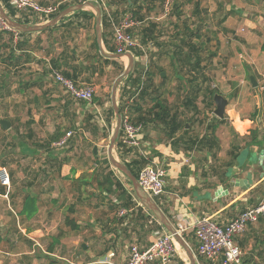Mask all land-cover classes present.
<instances>
[{
	"label": "rangeland",
	"instance_id": "1",
	"mask_svg": "<svg viewBox=\"0 0 264 264\" xmlns=\"http://www.w3.org/2000/svg\"><path fill=\"white\" fill-rule=\"evenodd\" d=\"M197 1H199V18L193 14ZM72 3L78 4L73 0H56L49 5L60 8L61 5ZM107 3L108 10L103 11L106 15L117 13L121 16L132 11L126 0H107ZM177 4L182 5L180 20L173 18V9ZM139 5L145 15V21L138 28L139 31L149 22L158 23L162 30L159 40L161 42L165 41L169 44L175 42L176 24L179 25L178 30L183 32L181 25L184 21L190 25L194 21H200V18L207 23L204 24V29L209 27L217 32L212 42L202 48V66L205 67L203 73L211 79L210 89L218 90L219 95H223L228 100V105L235 104L232 101L233 96L240 95V100L235 101L239 103L236 110L242 111L244 113L242 116H246L248 108L255 105L256 99L249 82V73L246 75H240V72L234 73L238 65L234 63L236 60L231 42L235 36L231 33V26L236 20L234 13L245 9L251 12V5L247 6L246 0H140ZM85 11L94 13L91 8H86ZM252 17L254 16H250ZM223 20L225 21L222 22ZM95 35L93 28L61 27L51 33L35 34L31 38L33 42L41 41L40 49L35 51L36 58L32 63L10 68L0 60V85L5 86L0 90V187H6L7 194H0V264H68L67 261L75 260L78 255L81 260H85L86 256L82 254L81 246L88 244L91 248L93 242L91 237H97L96 232L91 228L85 230V223H90L91 216L96 220L111 214L109 200L103 199L100 183H104L108 173L113 171V181L117 177L122 183L132 187L131 181L113 168L108 159L110 138L117 125L116 115L113 118L110 137L105 139L103 136L108 110L112 107L111 92L118 71L112 66H104L101 62L95 65V73L86 70L95 63L93 57L96 51L91 47ZM64 50L66 51L64 57L67 59V65L63 63L64 68L71 69L72 66L78 65L85 72L77 85L92 86L95 89V98L98 101L93 105H82L79 101H75L55 81L50 72L52 59L63 57ZM2 51L4 54L7 53L6 50ZM71 52L75 58L70 56ZM158 52L159 50L152 45L144 48L145 54L135 59V67L148 66L155 60L152 58L154 53ZM211 54L216 56L211 58ZM208 59H211V62H207ZM156 63L164 67V77L169 78L163 89L166 91L169 104L173 105L174 109H179L182 120L190 124L187 126L190 127L188 134L186 135L185 130H182L178 136L188 138L205 134L207 126L215 121L216 104L207 107L202 95L197 100L199 111L196 116L193 117V113L181 110L182 99L188 90H177L171 58L162 57V61L157 60ZM4 73L8 75L6 82L2 83ZM155 81L157 85L161 83L159 77ZM32 83L38 84L24 92L19 91L20 84ZM203 86L204 89L207 88ZM119 96L120 89L118 100ZM34 100L37 103H34ZM147 102L146 107L152 105L150 100ZM90 115L93 119L89 120L88 124L85 120ZM225 115L229 117L227 113ZM254 115H257V110H252L249 116ZM126 118L129 119V114ZM2 121L8 122L10 128L4 129ZM95 125L98 126L96 131ZM222 128L225 138L235 136L236 133L230 124H224ZM58 129L72 133L67 144L61 147H56L54 144L50 148L51 151L40 148V145L46 144L50 135ZM144 131L160 134L164 142L169 140L167 137L169 130L164 125L151 124ZM235 140L239 144L245 141L237 138ZM182 144L187 146L184 142ZM95 148H97L96 154ZM144 150L142 146L135 148L133 154H127L126 149L127 160H132L136 155L142 156L141 152ZM246 155L247 152H244L239 162L243 163ZM114 157L122 162L116 148ZM64 162L66 165L62 166ZM67 176L85 178L90 184L83 185L75 183L73 179L66 180L64 177ZM29 193L38 197L39 213L34 220L23 224L17 214L21 210L24 197ZM71 205L76 209L74 215L67 213V208ZM67 216L74 218L78 223H83L84 228L80 232L71 231L65 226ZM29 229L35 231L29 234ZM60 232L64 235L61 245L54 254H49L48 247L53 237ZM178 258L189 264L187 255L181 247H178L175 262H178ZM251 262L249 264H264L261 260L257 263Z\"/></svg>",
	"mask_w": 264,
	"mask_h": 264
},
{
	"label": "crops",
	"instance_id": "2",
	"mask_svg": "<svg viewBox=\"0 0 264 264\" xmlns=\"http://www.w3.org/2000/svg\"><path fill=\"white\" fill-rule=\"evenodd\" d=\"M36 1L42 6H50L49 4L56 0ZM246 3L247 6L251 5V12L245 9L234 13L236 20L231 26V33L235 36L231 42L236 60L234 63L238 65L234 73L240 72V75L249 73V82L255 93L256 103L248 108L246 116H242V111L236 110L239 103L235 101L240 100V95L233 96L232 101L235 104L228 105L225 112L229 117L225 114L222 119L215 117V120L225 122L216 132L217 145L213 148L195 147L187 150L182 142L179 144L174 142L182 137L178 134L174 138H170L168 134L169 140L165 142L160 134L145 132L144 129L137 135L139 147L143 146L145 150L139 151L142 156L135 157H146L150 163H155L166 171L165 193L155 201L176 229L191 228L202 218L225 224L240 213L264 202V0H246ZM173 18L176 20L177 17ZM139 27L135 28L134 37L140 45L142 34L140 35ZM84 75L83 71L79 82ZM252 110H257V115L249 116ZM224 124H230L236 133L233 138L224 137L222 131ZM187 129L190 130V127ZM252 130L258 131L255 140L251 135ZM205 134L194 137L201 139ZM235 138L245 141L239 144L235 142ZM187 140L188 138H183L184 143ZM234 148L235 153H239V158L232 166L226 167L229 161L228 153ZM244 152H247V155L242 163L239 160ZM105 184L109 185L100 183V187L103 199L109 200L111 214L96 220L91 216L90 223L84 225L85 230L92 229L97 237H91L93 239L91 248L88 244L81 246L82 254L86 256L85 260H81L78 255L75 260L67 261L68 264H124L128 260L132 245H137L143 250L149 249L167 232L163 226L162 230L159 229L161 225L157 219L141 205L132 183V187L122 183L136 204L131 210L122 208L123 197L114 191L115 187L113 193L107 192L110 186ZM122 211H125V214L122 215ZM82 224L78 223L79 230L73 232H80L84 228ZM252 226L244 235L237 238L242 257L245 255L237 264L241 262L249 264L251 261L257 263L260 260L264 262V215ZM29 230L31 231L29 234L35 231ZM184 236L190 238L196 248L194 232L189 230ZM177 255L171 264H179V261L175 262Z\"/></svg>",
	"mask_w": 264,
	"mask_h": 264
},
{
	"label": "trees",
	"instance_id": "3",
	"mask_svg": "<svg viewBox=\"0 0 264 264\" xmlns=\"http://www.w3.org/2000/svg\"><path fill=\"white\" fill-rule=\"evenodd\" d=\"M129 8H132L130 13L133 17L140 22L144 23L145 15H143V8L139 5L140 0H126ZM260 1V0H256ZM0 3L8 16L15 20L16 22L25 24V25H36L42 24L48 20L55 18L61 11L70 7L72 4L61 5L59 11L48 17H40L33 13H21L18 12L12 5L11 0H0ZM76 3V2H75ZM133 6H138L137 8H133ZM182 5H175L173 9V14L177 19H181ZM196 10L194 11V16L197 18L200 17L199 13V1L196 4ZM149 10V9H148ZM118 16L117 13H113V19L118 21L122 16ZM192 16V17H194ZM223 20L222 22H224ZM76 22V23H75ZM96 17L95 14L91 11H79L68 17H66L60 24L56 27L51 28L42 33H17L18 38L16 40L15 33L10 30H6L0 26V60L6 67L10 68H18L23 64H30L35 60L36 55L35 51L40 49L39 44L41 41L36 40L32 41L31 38L35 34H45L51 33L61 27L65 28H93L95 29ZM207 23H204L203 18H200V21H194L190 25L187 21L182 23V27L184 29L183 32L178 30L179 25H175L176 33H175V42L168 43L165 41H159L162 36V30L159 25L155 22H149L148 25L141 29L140 35V45L138 48L133 50V54L135 58L142 57L144 53V49L150 45L155 46L159 50L158 53H154L153 57L155 60L151 61V63L146 67H135L133 73L127 77L122 85L120 86V96H119V108L123 117V121L125 120L127 114H129V121L134 126H142L145 130L147 126L154 124L164 125L165 128L169 130L168 134L170 138H174L177 134H179L182 130H185L186 134L189 132L187 126L190 124L185 123L182 120V115L180 114L179 109H174L173 105H170L166 98V91H164V86L169 81V78L164 77L165 69L160 64H157L156 61H162V57H170L171 58V66L176 77L177 81V90H188L185 93L180 108L184 109L187 112L193 113V117L198 114L199 108L197 105V100L203 95V100L206 102L207 107L215 106V96L220 94L218 90H211L210 81L208 76H206L203 71L204 68L202 66L203 60L201 57V51L205 46H207L210 42H212L213 37L217 35V32H214L211 28L207 27L204 29ZM137 29V28H136ZM133 30V35H135V30ZM204 32V33H203ZM177 37V38H176ZM173 39V40H174ZM179 41V43H178ZM103 43L104 48L108 53H115V48L113 44V28L111 19L103 13ZM41 46V45H40ZM91 47L96 51V55L93 57V63L91 66L86 68V70H92V73L96 72L95 65L98 62H101L104 66H112L118 71V77L124 73L125 65L124 62L121 63L119 60H111L103 58L99 53V47L96 40V35L92 42ZM6 50L7 53L4 54ZM63 57L59 59H52V67L51 73L53 70L62 72V74L74 81L76 84L79 82V78L83 73V69L81 66H72L71 69H65L63 63L67 65V59L64 57L66 55V51L64 50L62 53ZM75 58L73 52L71 55ZM216 55L211 54V58H214ZM211 59H208L207 62H211ZM62 61V62H61ZM8 73H4L3 82H6ZM192 75V76H191ZM197 75V76H196ZM159 77L161 79V83L157 85L155 79ZM202 77V78H201ZM201 78V81H199ZM38 83L19 85V91L24 92L26 89L37 86ZM205 85L207 88L204 89ZM5 86L0 85V90H2ZM172 94V93H170ZM1 96V95H0ZM71 97V96H70ZM150 100L152 103L151 106H145ZM77 101V100H75ZM98 101L97 98H94L93 104ZM80 102V101H79ZM129 102L131 103L129 105ZM34 103L37 101L34 100ZM82 105H87L85 102H80ZM214 112V111H213ZM114 110L112 107L108 110V116L106 119V125L104 130V138L107 139L110 137L112 132L113 118H114ZM93 119V116H88L85 120L89 124V120ZM224 120H215V123L209 125L207 127L206 134L200 139L199 137H188V140L185 142L187 144L186 149L190 150L195 147H210L213 148L214 145H217L216 132L220 128V126L224 123ZM74 128V127H72ZM187 129V130H186ZM98 130V126L95 125V131ZM256 130L251 131V135L253 139H256ZM70 133L69 131H63L58 129L54 134L50 135L49 140L44 145H40V148H47L49 151L50 148L59 143L62 139L66 137V135ZM32 134L30 133V137ZM124 132L123 129L121 131L119 140L116 145V152L119 159L125 164L128 169L134 174V176L138 179L139 174L142 169H144L147 165L150 164V161L146 159V157H135L132 160H127V154H133L134 148L128 147L124 143ZM183 138L179 137L174 142L177 144L183 142ZM126 149L128 153L126 154ZM238 149V148H237ZM229 161L226 163V167L232 166V164L237 161L239 158V153H235V148L228 153ZM66 165V163H62V166ZM74 173V172H73ZM112 177V180H111ZM114 172L110 171L105 178L104 183L109 184L110 188L107 189V192L113 193V188L115 187L116 192H119L123 197V205L122 208L131 210L136 204L133 200V197L127 193V190L124 188L122 182L116 177V180L113 181ZM66 180L73 179L75 183H81L83 185H87L90 183L87 179L79 177V178H71L70 176L64 177ZM0 194H6V187H0ZM119 207V206H118ZM115 207V208H118ZM39 213V199L37 196L29 193L24 197L21 210L18 212L17 217L20 219L21 223L25 224L26 222H30L35 219V217ZM67 213L70 215H74L76 213L75 206L71 205L67 208ZM261 219V217H260ZM65 226L70 228L72 231L79 230V225L74 218L67 216L65 218ZM159 229L162 230L163 227L159 226ZM31 232L28 230V233ZM63 233L60 232L59 235L54 236L51 244L48 247L47 252L49 254H54L57 246L61 244ZM188 243L191 244L194 251H196L195 244L191 242V239L187 236H184ZM197 255V253H196ZM198 261L200 264H209L199 255ZM179 264H185L184 261L178 260ZM205 261V262H204Z\"/></svg>",
	"mask_w": 264,
	"mask_h": 264
},
{
	"label": "built area",
	"instance_id": "4",
	"mask_svg": "<svg viewBox=\"0 0 264 264\" xmlns=\"http://www.w3.org/2000/svg\"><path fill=\"white\" fill-rule=\"evenodd\" d=\"M87 1L99 4L103 11L108 10L107 0H73L76 3ZM11 5L18 12L33 13L45 18L59 11V6H42L36 0H11ZM107 16L112 22L115 53L124 55L120 60L127 65L129 59L126 54L133 53V50L139 47L133 35V30L140 26V22L131 13L124 14L118 21H115L111 14ZM0 26L6 30H10L1 19ZM13 32L17 40L18 32ZM52 75L55 81L74 100L85 102L90 106L93 105L95 89L92 86H78L74 81L66 78L61 72L56 70L52 71ZM122 129L124 132V143L128 147L138 148L137 135L142 132V126H134L129 119L125 118ZM71 135V132L68 133L55 146L61 147L66 145ZM165 177L166 171L163 168L158 167L155 163H150L141 170L138 182L143 191L155 200L165 193ZM121 214H125V211H122ZM262 215H264V202L255 208L240 213L228 223L220 224L212 219L202 218L193 227L180 228L177 231L182 236L189 230L194 232L196 239L195 253L209 264H237L242 257V251L237 244V238L244 235L250 226L257 224ZM178 247L173 235L166 232L149 249L143 250L137 245H132L128 260L124 264H171L172 259L178 254Z\"/></svg>",
	"mask_w": 264,
	"mask_h": 264
},
{
	"label": "water",
	"instance_id": "5",
	"mask_svg": "<svg viewBox=\"0 0 264 264\" xmlns=\"http://www.w3.org/2000/svg\"><path fill=\"white\" fill-rule=\"evenodd\" d=\"M86 8H91L94 11L96 17V24H95V33H96V40L99 47L100 55L105 59L111 60H120L124 55L116 54V53H108L104 48L103 43V9L102 7L92 1H87L84 3H78L76 5H71L70 7L66 8L65 10L61 11L55 18L48 20L45 24H36V25H25L15 20L11 19L4 8L0 3V19L6 24V26L13 31L19 33H42L51 28L56 27L60 24L66 17L79 12L83 11ZM126 56L129 59V65L125 68L123 74H121L114 82L112 92H111V104L114 110V113L117 117V125L114 129L111 138H110V145L108 148V159L110 164L113 168L118 170L124 176H126L133 185V190L135 195L141 205L145 207L152 215L157 219L159 224L164 227V229L173 235L175 242L181 247L189 260V264H199L196 253L191 245L185 240V238L177 231L174 225L170 222L168 217L162 211L160 206L157 202L150 197L147 193L143 191L141 188L138 179L134 176V174L128 169V167L120 162L118 159L114 157V149L116 148L117 142L119 140L121 131H122V124H123V117L120 112L119 103H118V90L122 85L123 81L129 77L131 73H133L135 69V56L133 53H127ZM253 80V79H252ZM254 81V80H253ZM255 85V84H254ZM256 86V85H255ZM215 103H216V111L215 115L222 119L224 117L226 107L228 105V100H226L222 95L217 94L215 96ZM2 125L4 129H9L10 124L8 122L2 121ZM95 154L97 153V148L94 150Z\"/></svg>",
	"mask_w": 264,
	"mask_h": 264
}]
</instances>
